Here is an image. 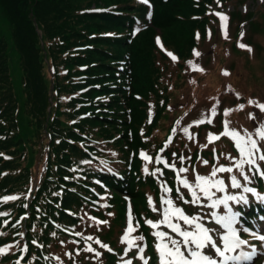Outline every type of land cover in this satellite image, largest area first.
<instances>
[{
    "label": "trees",
    "instance_id": "obj_1",
    "mask_svg": "<svg viewBox=\"0 0 264 264\" xmlns=\"http://www.w3.org/2000/svg\"><path fill=\"white\" fill-rule=\"evenodd\" d=\"M216 1L227 0H148L149 15L141 0H0L7 28L0 30V264H56L61 245L67 259L97 264L81 234L89 233L86 213L113 211L112 225L123 228L128 203L155 264L149 197L159 208L165 188L175 195L176 180L165 168L157 182L143 172L139 149L169 114L180 83L169 85L164 69L186 67L208 36ZM169 135L155 143L158 151ZM151 145L143 148L154 159ZM169 149L161 153L179 164L181 151ZM247 180L252 192L234 206L241 224L264 219V181L255 169ZM109 241L98 264L122 258L124 245Z\"/></svg>",
    "mask_w": 264,
    "mask_h": 264
},
{
    "label": "rangeland",
    "instance_id": "obj_2",
    "mask_svg": "<svg viewBox=\"0 0 264 264\" xmlns=\"http://www.w3.org/2000/svg\"><path fill=\"white\" fill-rule=\"evenodd\" d=\"M147 4L150 8L149 15H151L152 6L149 2ZM213 12L214 17L207 25L206 34L208 36L203 41H199L197 49L193 51V56L187 61L186 67L179 70L177 65L169 62L164 69L163 79L167 78L169 85L176 81H180V83L176 89L170 91V104L173 103V105L170 106L169 114L165 117L162 115L158 124L146 136L147 141L145 143H152L150 148L153 146L152 148L155 149V158L152 159L150 153L143 148V144H145L143 143L139 149V159L141 170L148 173L153 171L152 175L156 176V182L159 178L157 173H163L164 168L174 171L175 195L172 194L171 188H168L170 191H166L164 195L172 201L173 208H180L189 217H197V223L209 229V235L212 236L216 245L223 250L224 246L220 237L226 234L227 230L217 222V217L234 215L238 213L234 206L245 203V200L247 202L252 191L248 192L245 189H249V180L247 179L253 169L264 181V160L260 159V156L264 155V138L260 136V133L264 132V109L257 106V104L264 105V0H227L224 3L216 1ZM217 13L221 15H217ZM222 16L226 17V20H223ZM0 30L5 34L7 33L6 25L1 20ZM157 31L160 34L164 33L161 29H157ZM138 34L135 33L134 38ZM240 44L247 45L251 51L248 50V47H240ZM196 52L199 55H196ZM12 69L13 77L17 83L19 75L14 71L15 67ZM180 74L183 77L179 80L176 79ZM182 80L183 83H181ZM250 100L257 103L250 104ZM241 105L243 108L240 107ZM213 108H215V113L212 111ZM226 109L231 111L225 114ZM147 121L153 123L150 114ZM199 121H203V123H195ZM225 121L228 122L229 130H235L239 133L243 143L250 146V141H255L259 151L252 149L254 155H242L236 147L234 139L220 135L225 131ZM185 128L188 129L187 134L184 132ZM166 132H170V135L164 140L166 142L163 148L166 146L170 148L171 156L172 152L174 154L179 149L181 151L178 158L180 165L172 160L169 161L161 153L163 148L158 151L154 146ZM210 134L219 135V139L209 142ZM191 153L195 154L196 157H190ZM145 155L149 159H146ZM180 157L184 159L181 161ZM156 158L157 160H155ZM249 159H255V164L248 163ZM158 160L159 162H157ZM204 161H207V164ZM242 161L243 163H241ZM160 164L163 168L160 167ZM170 165H174V167ZM153 167L156 169L152 170ZM180 168H186L187 171L179 172ZM219 168H230L231 171H216L215 176H212L213 170ZM198 176L209 179L206 183L197 181ZM233 177L239 183V187L232 186ZM181 180H186L189 185L193 186L196 195L200 197L199 203H191L193 199L191 192L181 183ZM197 183H200L201 187L207 190L208 196L204 195L201 187H195ZM228 197L235 199H228ZM242 197L244 199H241ZM217 200H224L226 203L214 204ZM164 201L167 200L164 199ZM164 204L165 209L169 208L166 203ZM151 205L160 213H154L155 218L146 221H161L165 209L161 207L162 205L158 208L152 201ZM86 218L88 221L85 232L89 233L85 235L81 232V234L86 240H91V243L85 246L87 248L85 251H89V254L94 256L93 259L97 261V264L101 262L100 251L109 250L111 247L106 242L109 240L116 241L114 242L116 247L121 244L124 245V250L119 252L120 257H122L120 260L123 261L122 264L149 263L148 259L152 257L151 250H147V255L144 256V252H141L140 249H143L145 243L142 239H136L135 230L129 233V240L133 242L134 246L129 247L127 241L122 242L129 222L132 225V220L129 219L128 221V216L123 228L114 225V222L112 225V219L115 218L113 211L108 213L88 212ZM238 218L239 216L235 217L232 227H235L233 229L237 232L239 239L248 242L245 245L255 246L256 255L251 260L242 258L238 261H226L225 264H264V241L257 238L264 236V220L254 221L251 223V227H248L250 224H241L238 222ZM171 221L178 223L181 230L197 231L195 224L187 225L175 216H172ZM149 227L152 228L156 248L161 243H168V246L172 247L169 242V237H171L180 242L181 251L186 257L192 259L183 246V239L174 235V232L165 224H160L157 228H153L151 225ZM159 232L167 233L168 236L161 240L159 236L155 235ZM107 235L110 236L109 240ZM97 240L100 243H97ZM190 247L216 260L217 264L222 259L216 255L211 245L203 249H196L194 245H190ZM66 251L65 245L55 249L53 253L55 263L77 264L74 260L67 259L71 253ZM238 251L239 248H236L233 252H226L225 255L236 256ZM82 254L83 252L79 256Z\"/></svg>",
    "mask_w": 264,
    "mask_h": 264
},
{
    "label": "snow or ice",
    "instance_id": "obj_3",
    "mask_svg": "<svg viewBox=\"0 0 264 264\" xmlns=\"http://www.w3.org/2000/svg\"><path fill=\"white\" fill-rule=\"evenodd\" d=\"M143 3L147 4L148 0H142ZM217 15H221L217 13ZM223 20H226V17H221ZM243 35V34H241ZM240 47H248L247 45L240 44ZM248 50L251 51V48L248 47ZM196 55H199L198 52L195 53ZM175 59V58H174ZM191 63V62H189ZM227 74V73H225ZM250 104H256L255 101H249ZM258 107L261 109H264V105L257 104ZM243 108V105L240 106ZM213 113H215V108H213ZM229 109L225 110V114H227ZM211 122L210 120L208 121ZM179 123V121H177ZM195 123H203V121L195 122ZM225 131L220 133V135L229 136L232 139L236 141V147L240 150L242 155H254L252 153V149H256V151H259V148L257 147L255 141H250V146L246 145L242 142V138L240 137L239 133H237L235 130H229L228 129V122H224ZM184 132L187 134L188 129L185 128ZM260 136L264 138V132L260 133ZM219 139V135H209V142L212 140ZM175 155V154H173ZM146 159H149L145 155ZM181 161L184 159L183 157H180ZM261 160H264V155L260 156ZM159 162V160L157 161ZM205 164H207V161H204ZM243 163V161L241 162ZM248 163L255 164V159H249ZM171 167H174V165H170ZM186 168H180L179 172H186ZM216 171H231V169H225V168H219L214 169L211 173L212 176H215ZM208 177H197V181L207 182ZM247 179V177H245ZM233 180V187H239V183L236 181L235 177L232 178ZM181 183L186 187L189 188V191L191 192V195L193 197L191 203L196 204L199 203L200 197L196 195V192L193 190V186L189 185L186 180H181ZM220 183V182H217ZM215 186V185H213ZM195 187H201L200 183H197ZM219 190V189H218ZM165 191H170V189L165 188ZM179 192V189H177ZM201 191L204 192L205 196H208V192L206 189L201 187ZM245 191H252V189H245ZM17 197H4V200L9 199H16ZM181 199L183 197L181 196ZM228 199H235L234 197H228ZM241 199H244L243 197ZM162 202L166 203L169 208L165 209L163 212V219L158 222H152V221H146L149 225H151L153 228H157L160 226V224H165L169 229H171L173 232H176L179 236L183 238V246L188 252V256L192 257L193 259H189L184 255V252L180 249V242L172 239L169 237V242L171 243L172 247L168 246V243H162L160 245H157L158 252L160 254V264H217V261L214 259L209 258L208 256L204 255L201 251H195L193 250L190 245H194L196 249H203L207 247L208 245H211V247L215 250V253L217 256L221 257L222 259L219 261V264H225L226 261L229 260H240L241 256H228L225 255L226 252L234 251L236 248H239L240 245H245L248 242L245 240L239 239L237 232L233 229L232 224L235 221V217L239 216V213H236L234 215H230L228 217H217V222L227 230V233L222 235L220 237L221 242L223 243V250L216 245V242L213 240L212 236L209 235V229L205 228L202 224L197 223V217H188L186 216L183 211L180 208H173L172 207V201L167 200L164 201L162 197ZM188 202V201H185ZM149 203H151V198L149 197ZM226 203L224 200H217L214 202V204H223ZM246 203V200H245ZM157 209L153 208V211H156ZM0 215H6V213H0ZM172 216H175L178 220H183L185 224L187 225H193L196 226V232H189L186 230H181L180 225L178 223H172L171 218ZM106 223V222H102ZM135 229L132 227L131 222H129V226L126 229L125 235L122 237V242L127 241L129 244V247L134 246L133 242L129 240V233L134 231ZM245 231H248L245 229ZM155 235L159 236L161 240H163L164 237L168 236L167 233L159 232L155 233ZM261 241H264V236L257 237ZM91 239V237H89ZM136 239H143V237H137ZM97 243H100L97 240ZM104 247H107L104 245ZM5 251L4 249H0V252ZM142 252L143 249H140ZM256 255L255 246H252V251L250 253H244L243 258L247 260H251Z\"/></svg>",
    "mask_w": 264,
    "mask_h": 264
},
{
    "label": "bare ground",
    "instance_id": "obj_4",
    "mask_svg": "<svg viewBox=\"0 0 264 264\" xmlns=\"http://www.w3.org/2000/svg\"><path fill=\"white\" fill-rule=\"evenodd\" d=\"M251 251H252V247H249L248 245H240L239 251L236 253V256L241 255V257H243L244 253H250Z\"/></svg>",
    "mask_w": 264,
    "mask_h": 264
}]
</instances>
